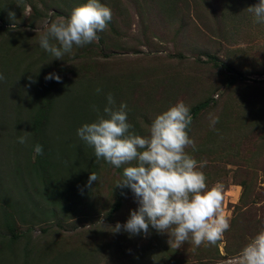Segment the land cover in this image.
Instances as JSON below:
<instances>
[{
    "label": "rangeland",
    "instance_id": "374dc122",
    "mask_svg": "<svg viewBox=\"0 0 264 264\" xmlns=\"http://www.w3.org/2000/svg\"><path fill=\"white\" fill-rule=\"evenodd\" d=\"M259 2L101 0L112 10L106 29L59 60L40 47L45 22L87 0H0V264H228L264 230V24L246 10ZM109 93L127 103L141 137L178 102L208 103L189 126L196 150L187 151L207 160L209 189L225 185L231 226L216 245L177 248L151 226L112 232L139 204L128 189L109 215L125 166L97 159L77 136ZM24 132L32 134L20 144ZM36 144L43 155L33 159Z\"/></svg>",
    "mask_w": 264,
    "mask_h": 264
},
{
    "label": "clouds",
    "instance_id": "9594fccd",
    "mask_svg": "<svg viewBox=\"0 0 264 264\" xmlns=\"http://www.w3.org/2000/svg\"><path fill=\"white\" fill-rule=\"evenodd\" d=\"M246 10L253 13L254 24H264V0ZM9 15L14 18L15 13ZM111 20L112 10L101 0H87L70 17L57 16L45 22L40 47L63 60L65 54L73 53L74 46L83 47L98 40V32L104 31ZM45 79L61 81L55 73ZM3 80L0 74V81ZM107 102L102 114L95 109L96 121L85 123L77 130V136L94 149L97 159L118 169L125 166L116 187L130 189L139 204L125 224L110 228L112 232L119 233L123 228L134 235L147 234L151 226L157 232L168 233L172 238L170 245L174 238L177 248L189 241L196 247L216 245L231 226L222 206L225 185L217 181L209 189L203 171L207 160L197 161L187 151L189 147L196 150L195 141L189 136L193 122L190 107L183 101L171 106L154 119L149 136L141 137L128 122L127 103L117 106L111 93ZM217 122L218 117H210L212 127ZM31 134L24 132L17 142L26 144ZM33 153V159L43 155V146L36 144ZM97 180L92 172L89 186ZM228 264H264V230L249 238Z\"/></svg>",
    "mask_w": 264,
    "mask_h": 264
},
{
    "label": "trees",
    "instance_id": "16d2710c",
    "mask_svg": "<svg viewBox=\"0 0 264 264\" xmlns=\"http://www.w3.org/2000/svg\"><path fill=\"white\" fill-rule=\"evenodd\" d=\"M6 25V23H4ZM231 76L233 77V79H242L244 78L243 74L237 71H230ZM208 103H201L198 104L197 106H195L192 110H191V115L192 117H196L201 111L205 110L207 108ZM128 189L124 188H120L117 192V198L114 201L110 213L109 215H114L115 213L119 212L122 206V200L121 197L123 196V194L127 191Z\"/></svg>",
    "mask_w": 264,
    "mask_h": 264
}]
</instances>
